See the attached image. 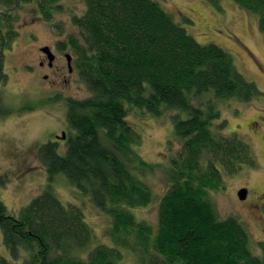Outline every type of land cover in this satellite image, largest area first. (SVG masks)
<instances>
[{"label": "trees", "instance_id": "trees-1", "mask_svg": "<svg viewBox=\"0 0 264 264\" xmlns=\"http://www.w3.org/2000/svg\"><path fill=\"white\" fill-rule=\"evenodd\" d=\"M208 1L219 7L220 0ZM233 1L256 16L264 34V0ZM83 2L84 11L71 13L72 31L58 47L72 52L89 96L66 103L74 134L64 152L56 142L38 148L47 174L43 191L16 215L0 201L8 254L0 255V264H121L125 251L137 264H264V245L260 256L253 254L243 224L234 216L219 218L209 199L225 188L224 177L256 166L246 142L212 130L217 101L249 102L260 96L255 84L238 72L229 53L198 43L158 0ZM29 4L47 23L64 11L62 0H0L1 85L4 50L17 36V11ZM130 109L154 117L177 111L171 119L179 147L163 168L167 188L158 196L154 227L134 214L153 202L145 179L158 165L138 153L142 138L127 120ZM13 112L0 106V117ZM59 175L108 216L113 246L93 244L82 208L60 202L53 191Z\"/></svg>", "mask_w": 264, "mask_h": 264}, {"label": "rangeland", "instance_id": "rangeland-1", "mask_svg": "<svg viewBox=\"0 0 264 264\" xmlns=\"http://www.w3.org/2000/svg\"><path fill=\"white\" fill-rule=\"evenodd\" d=\"M158 1L198 43L214 44L229 53L238 72L260 92V96L249 102L217 101L219 117L213 132L236 135L246 142L254 154L256 166L224 177L225 188L209 193L218 217H236L247 231L252 253L260 256V245H264V34L258 29L256 16L241 9L233 0H220L219 7L208 0ZM62 2L64 11L55 14L52 21L59 24V29L41 19L33 10L34 4L18 10L19 20L14 24L17 36L3 54L2 71L6 77L4 84H0V106L14 112L0 117V201L12 215L39 195L47 183L46 171L37 156L39 146L56 142L59 152H64L66 140L56 137L62 132L67 139L69 134H74L66 123L67 101L89 96L77 74L64 84L55 80L51 69L36 66L44 58L40 48L52 50L58 42H64L72 31L71 13L84 11L83 0ZM64 53L72 55L70 50L62 49L57 65L65 64ZM174 112L177 111L154 117L130 109L127 116L129 124L142 138L138 153L146 162L158 165L145 179L154 194L153 202L133 210L138 220L153 227L158 196L167 188L163 168L179 147L172 137ZM169 142L172 143L170 150ZM242 188L247 189L244 200L237 196ZM53 191L61 203L82 208L85 221L94 234L93 244L113 246L107 236L110 223L106 214L94 207L62 175L54 180ZM0 255L8 258L1 232ZM120 263L137 264L126 251Z\"/></svg>", "mask_w": 264, "mask_h": 264}, {"label": "flooded vegetation", "instance_id": "flooded-vegetation-1", "mask_svg": "<svg viewBox=\"0 0 264 264\" xmlns=\"http://www.w3.org/2000/svg\"><path fill=\"white\" fill-rule=\"evenodd\" d=\"M58 45V44H57ZM43 48V47H42ZM50 50V49H49ZM40 51H41V48H40ZM51 53L53 54L54 56V59L51 63H49L48 59H47V56L44 54V58H41L37 63H36V66L39 68V69H44V68H47V69H51L52 70V73H53V76L55 77V80L56 81H62V83L64 84H67L70 82V78L72 76H75L77 74V71L74 67V63H73V56L71 54H68V53H64V58H65V64L64 65H57V58H58V54L61 53V49H59L58 46H55L53 47L52 50H50ZM68 54L70 56V67L68 66V61L65 57V55ZM43 77H45V79L47 78V75H44ZM66 136V134H65ZM58 137H56L57 139ZM61 140H67V136L65 137V139H61Z\"/></svg>", "mask_w": 264, "mask_h": 264}, {"label": "water", "instance_id": "water-1", "mask_svg": "<svg viewBox=\"0 0 264 264\" xmlns=\"http://www.w3.org/2000/svg\"><path fill=\"white\" fill-rule=\"evenodd\" d=\"M41 51L47 56V59H48L49 63H51V62L53 61V59H54V56H53V54L51 53V51L49 50V48H48V47H44V48L41 49ZM65 57H66V59H67V61H68V66L70 67V63H69V61H70V56H69L68 54H66ZM65 137H66V136H65V133L62 132V133H61V136L58 137V138H60V139H65ZM246 195H247V189H245V188H242V189H240V190L237 192V196H238V198H239L240 200H244V199L246 198Z\"/></svg>", "mask_w": 264, "mask_h": 264}]
</instances>
